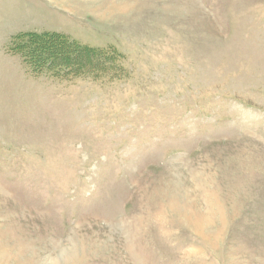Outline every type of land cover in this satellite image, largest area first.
Masks as SVG:
<instances>
[{"label":"rangeland","instance_id":"374dc122","mask_svg":"<svg viewBox=\"0 0 264 264\" xmlns=\"http://www.w3.org/2000/svg\"><path fill=\"white\" fill-rule=\"evenodd\" d=\"M0 264H264V0H0Z\"/></svg>","mask_w":264,"mask_h":264},{"label":"trees","instance_id":"16d2710c","mask_svg":"<svg viewBox=\"0 0 264 264\" xmlns=\"http://www.w3.org/2000/svg\"><path fill=\"white\" fill-rule=\"evenodd\" d=\"M18 39L23 40L24 43L20 44L19 48H16L15 50L23 52V57L25 60H28L29 62H35L36 65L40 66L41 68H44L46 63L49 62V60L51 59L54 60L55 63L59 62L55 66L56 68H67L69 67V65H67L68 63L81 66L80 62L78 63V61L80 60L82 53H87L92 56V59L90 61L91 63L92 61H98V63H100V60H103L105 58L113 59V57H107L105 52L100 49L84 48L82 50L77 42L69 41L67 38L59 34H25ZM48 47L53 52L51 56L50 54L45 53ZM70 58L73 59L72 62L69 61ZM105 62L107 63V61ZM99 68L104 72L108 71L105 66L101 65ZM84 69H82V71L80 70V72L84 73ZM96 70L97 69L94 67L88 68V71H92L94 73Z\"/></svg>","mask_w":264,"mask_h":264}]
</instances>
